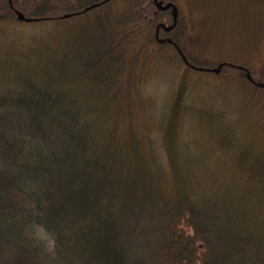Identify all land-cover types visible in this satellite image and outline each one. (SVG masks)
Returning <instances> with one entry per match:
<instances>
[{"label": "trees", "instance_id": "16d2710c", "mask_svg": "<svg viewBox=\"0 0 264 264\" xmlns=\"http://www.w3.org/2000/svg\"><path fill=\"white\" fill-rule=\"evenodd\" d=\"M158 1L0 0V264H264V0Z\"/></svg>", "mask_w": 264, "mask_h": 264}, {"label": "water", "instance_id": "95a60500", "mask_svg": "<svg viewBox=\"0 0 264 264\" xmlns=\"http://www.w3.org/2000/svg\"><path fill=\"white\" fill-rule=\"evenodd\" d=\"M11 1V0H9ZM155 6L158 8V9H161V10H164V9H167L168 7H170L171 9V16H172V23L169 24V25H165L163 23H160L163 28L165 30H169L170 28L173 27V25L176 23L177 21V15H178V8L177 6L171 2V1H168V2H165V3H162L161 1H158V0H153ZM95 5V3L91 4L90 6L88 7H93ZM16 15H17V18L20 19V20H31L33 19V17H27L25 16L20 10L16 9ZM183 59L186 61L185 59V56L182 55ZM211 70L215 71V72H218L219 71V66L217 67H214V68H211ZM262 85H264V82L262 83Z\"/></svg>", "mask_w": 264, "mask_h": 264}, {"label": "rangeland", "instance_id": "374dc122", "mask_svg": "<svg viewBox=\"0 0 264 264\" xmlns=\"http://www.w3.org/2000/svg\"><path fill=\"white\" fill-rule=\"evenodd\" d=\"M243 22H245V21H243ZM243 24H244V23H243ZM18 25H19V24H15V25H14V24L11 23V24H9V25H6V28H8L9 32L12 33V31H14L13 29H17V28L19 27ZM221 27H222V26L219 25V23H218V25H217V27H216V29H215L214 32H215V33L219 32L220 29H222ZM236 29H238V28H236ZM239 29L241 30V28H239ZM253 30H254V29H253ZM250 32L252 33V31H250ZM24 33H25V34L30 33V28H29L28 26H26V28H25V30H24ZM240 33H241V32H240ZM251 33H250V34H251ZM250 34L247 35V38L249 37ZM242 37H245V36L243 35ZM214 38H215V37H214ZM240 39H241V38H240ZM218 40H219L218 38L214 39V40H213V44H214V45H215V44H216V45L219 44V41H218ZM232 40H234V38H232ZM211 41H212V40H211ZM222 41H223V42H227V37L224 36V37L222 38Z\"/></svg>", "mask_w": 264, "mask_h": 264}, {"label": "clouds", "instance_id": "9594fccd", "mask_svg": "<svg viewBox=\"0 0 264 264\" xmlns=\"http://www.w3.org/2000/svg\"><path fill=\"white\" fill-rule=\"evenodd\" d=\"M166 92H167V87L165 86L164 93L166 94ZM49 251L54 252V248L53 249H49Z\"/></svg>", "mask_w": 264, "mask_h": 264}]
</instances>
